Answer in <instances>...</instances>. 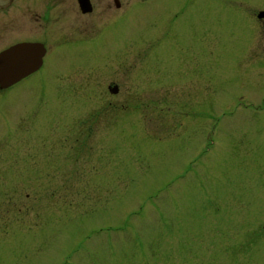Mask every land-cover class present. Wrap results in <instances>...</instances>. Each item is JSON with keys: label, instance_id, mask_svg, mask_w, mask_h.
<instances>
[{"label": "rangeland", "instance_id": "obj_1", "mask_svg": "<svg viewBox=\"0 0 264 264\" xmlns=\"http://www.w3.org/2000/svg\"><path fill=\"white\" fill-rule=\"evenodd\" d=\"M90 2L0 0V264H264V0Z\"/></svg>", "mask_w": 264, "mask_h": 264}, {"label": "water", "instance_id": "obj_2", "mask_svg": "<svg viewBox=\"0 0 264 264\" xmlns=\"http://www.w3.org/2000/svg\"><path fill=\"white\" fill-rule=\"evenodd\" d=\"M82 13L91 11L89 0H77ZM264 18V12L257 16ZM46 49L40 43H20L0 53V89H7L36 72L43 63ZM116 93L117 89L110 90Z\"/></svg>", "mask_w": 264, "mask_h": 264}, {"label": "flooded vegetation", "instance_id": "obj_3", "mask_svg": "<svg viewBox=\"0 0 264 264\" xmlns=\"http://www.w3.org/2000/svg\"><path fill=\"white\" fill-rule=\"evenodd\" d=\"M89 2H90V0H89ZM114 3H115V7H117V8H119V2H118V0H114ZM78 5V4H77ZM90 5H91V11L90 12H88V13H82L81 12V10L79 9V6H78V9H79V11L82 13V14H89V13H91L92 12V10H93V7H92V4H91V2H90ZM28 42V41H27ZM29 42H33V41H29ZM34 42H37V41H34Z\"/></svg>", "mask_w": 264, "mask_h": 264}]
</instances>
